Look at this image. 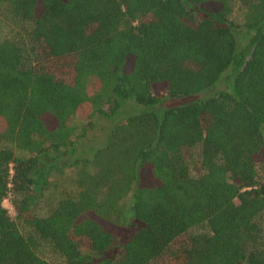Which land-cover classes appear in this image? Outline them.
Here are the masks:
<instances>
[{
	"label": "trees",
	"instance_id": "16d2710c",
	"mask_svg": "<svg viewBox=\"0 0 264 264\" xmlns=\"http://www.w3.org/2000/svg\"><path fill=\"white\" fill-rule=\"evenodd\" d=\"M0 264H264V0H0Z\"/></svg>",
	"mask_w": 264,
	"mask_h": 264
},
{
	"label": "rangeland",
	"instance_id": "374dc122",
	"mask_svg": "<svg viewBox=\"0 0 264 264\" xmlns=\"http://www.w3.org/2000/svg\"><path fill=\"white\" fill-rule=\"evenodd\" d=\"M237 33L238 35H235L236 43H237L238 50H240L246 44V38L244 37V34H243L244 30H239ZM223 89H224V81L222 80V81H219V83L216 85L214 89H212L209 92H206L203 96L209 97L210 95H214L215 93ZM170 102L171 101L164 99L161 106H164V103L165 105H167V103H170ZM136 110H137L136 108H134L132 105H129V104H126L124 107L121 108V112L123 114L131 113ZM92 122H93V127L87 130L85 137L78 142L75 155L74 156H70V155L63 156L62 154H60L59 159H57L60 164H62L68 159L71 160L79 156L83 158L89 157L90 154L93 152V150L101 145V143L104 140L107 129L110 126V122L97 115L92 118ZM2 205L5 209H7L8 215L11 217V219H13L14 213H13L11 206L9 205V202L7 200H4L2 202ZM133 231H134V228L132 225H129L128 227L124 229H119L117 235L115 236L116 240L114 241L111 247L112 251L106 252V256H110L112 252L116 250L117 245L121 244L127 237H129L133 233Z\"/></svg>",
	"mask_w": 264,
	"mask_h": 264
}]
</instances>
